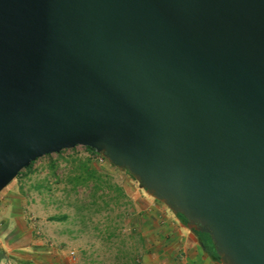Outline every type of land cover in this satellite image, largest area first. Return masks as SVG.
<instances>
[{"label": "water", "instance_id": "water-1", "mask_svg": "<svg viewBox=\"0 0 264 264\" xmlns=\"http://www.w3.org/2000/svg\"><path fill=\"white\" fill-rule=\"evenodd\" d=\"M77 146L264 264V0H0V192Z\"/></svg>", "mask_w": 264, "mask_h": 264}, {"label": "rangeland", "instance_id": "rangeland-1", "mask_svg": "<svg viewBox=\"0 0 264 264\" xmlns=\"http://www.w3.org/2000/svg\"><path fill=\"white\" fill-rule=\"evenodd\" d=\"M58 154L0 192V264H186L181 232L198 236L132 176L85 147ZM88 159L111 183L96 193L72 181Z\"/></svg>", "mask_w": 264, "mask_h": 264}, {"label": "trees", "instance_id": "trees-1", "mask_svg": "<svg viewBox=\"0 0 264 264\" xmlns=\"http://www.w3.org/2000/svg\"><path fill=\"white\" fill-rule=\"evenodd\" d=\"M85 149L87 150L88 154H90V156L93 158L100 156L99 154H97L95 151H93L90 148H85ZM60 154H62V151L60 152ZM48 156H51V155H48ZM91 160L92 159H88L85 162H80L76 165L77 167L75 169V176L73 177L74 179H72V181L74 182L75 190L79 187H88L89 189H91L93 192L96 193L99 190H101L102 188H105V185H111V183L109 181H105L109 178V176L104 175L96 167H93L91 165ZM36 161L32 162L30 164V166L26 169H30ZM26 169H24V170H26ZM125 172L128 175H130L127 171H125ZM18 175H20V173ZM114 187H115V185H114ZM116 191H118L122 195H125V194H123V190L120 187H116ZM177 216L182 222L186 223V221L183 217H181L179 215H177ZM196 235L199 237V242L201 243V245L205 249V251L208 254L212 255V257L216 261H219V258L215 253V250H214V247H213L212 242L210 240V237L208 235L199 234V233H196ZM207 243H208V245H207Z\"/></svg>", "mask_w": 264, "mask_h": 264}, {"label": "crops", "instance_id": "crops-1", "mask_svg": "<svg viewBox=\"0 0 264 264\" xmlns=\"http://www.w3.org/2000/svg\"><path fill=\"white\" fill-rule=\"evenodd\" d=\"M183 238V251L186 264H221L219 261H216L212 255L208 254L205 249L202 247L201 243L198 241H193L190 235H187L184 239V233H182ZM208 245V243H207Z\"/></svg>", "mask_w": 264, "mask_h": 264}]
</instances>
